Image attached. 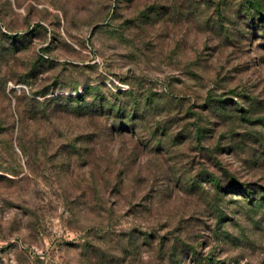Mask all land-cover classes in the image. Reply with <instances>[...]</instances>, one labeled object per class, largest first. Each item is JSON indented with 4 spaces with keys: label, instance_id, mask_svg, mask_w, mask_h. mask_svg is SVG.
Listing matches in <instances>:
<instances>
[{
    "label": "rangeland",
    "instance_id": "374dc122",
    "mask_svg": "<svg viewBox=\"0 0 264 264\" xmlns=\"http://www.w3.org/2000/svg\"><path fill=\"white\" fill-rule=\"evenodd\" d=\"M0 264H264V0H0Z\"/></svg>",
    "mask_w": 264,
    "mask_h": 264
}]
</instances>
